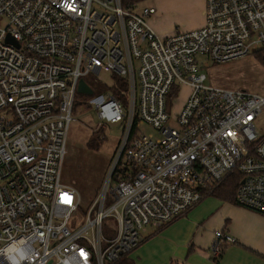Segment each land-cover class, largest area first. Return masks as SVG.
<instances>
[{
  "label": "built area",
  "instance_id": "1",
  "mask_svg": "<svg viewBox=\"0 0 264 264\" xmlns=\"http://www.w3.org/2000/svg\"><path fill=\"white\" fill-rule=\"evenodd\" d=\"M138 5L0 0V264H118L144 226L162 228L234 173V201L264 214V95L206 84L198 61L264 49V0H204L201 26L168 35L149 24L156 8ZM102 71L126 80L125 107L112 96L96 104L123 131L78 222L77 192L61 177L66 132L78 81ZM215 237L217 258L235 239Z\"/></svg>",
  "mask_w": 264,
  "mask_h": 264
},
{
  "label": "rangeland",
  "instance_id": "2",
  "mask_svg": "<svg viewBox=\"0 0 264 264\" xmlns=\"http://www.w3.org/2000/svg\"><path fill=\"white\" fill-rule=\"evenodd\" d=\"M143 4L154 6L159 13H163L165 24L169 27L180 30L185 23L191 24L189 17L191 12H184L179 16L175 14L174 8L168 5L152 4L151 0ZM140 9L138 5L135 11L139 12ZM198 61L201 71L206 74V84L230 89L243 88L264 95V67L253 53L219 63L205 56L199 57ZM84 79L88 83L101 85L95 86V91L91 94L77 92L75 95L72 119L66 132L67 153L61 168L62 182L72 186L77 192L78 209L75 216L78 222L83 218L82 211L89 208L103 185L110 159L117 150L123 131L121 123H105L97 114L96 104L112 93L111 74L103 71L98 74L90 73ZM187 92L188 88L183 86L173 111L179 108ZM125 100L122 102L124 107L127 104V96ZM255 126L260 133L264 132V110L256 118ZM138 131L142 134H152L154 138L159 136L157 131L148 124L139 125ZM89 142L95 146H89ZM103 228L106 230V224ZM150 228H152L151 225L144 226L141 233L145 234ZM136 250L137 248L128 255L135 262L138 260ZM118 264H124V260Z\"/></svg>",
  "mask_w": 264,
  "mask_h": 264
},
{
  "label": "crops",
  "instance_id": "3",
  "mask_svg": "<svg viewBox=\"0 0 264 264\" xmlns=\"http://www.w3.org/2000/svg\"><path fill=\"white\" fill-rule=\"evenodd\" d=\"M151 1L171 6L179 16L191 12V24L185 23L181 30L204 23V0ZM156 11L148 21L157 34L168 35L178 29L166 25L163 13ZM216 232L235 239L233 243L221 241L223 251L218 258L210 249ZM144 235L135 251L137 262L129 258L134 264H264V214L212 194L184 215L160 229L152 227Z\"/></svg>",
  "mask_w": 264,
  "mask_h": 264
},
{
  "label": "trees",
  "instance_id": "4",
  "mask_svg": "<svg viewBox=\"0 0 264 264\" xmlns=\"http://www.w3.org/2000/svg\"><path fill=\"white\" fill-rule=\"evenodd\" d=\"M147 0H121V5L125 8H133L138 4H143ZM255 58L259 61V63L264 67V49H257L253 52ZM113 79V84L111 88V95L115 99L120 100L121 102L126 101L125 98L127 96V83L124 77L117 76L115 74H111ZM88 83V82H87ZM92 91H95V86H99L101 84H91L88 83ZM101 138V137H100ZM89 146H95L93 143L89 142ZM240 175L237 173L232 174L227 177L220 185H218L212 192V195L227 201H234L235 192L237 186L239 185ZM223 251V247L220 251L219 256ZM218 256V257H219ZM217 257V258H218ZM124 264H134L131 260L125 259Z\"/></svg>",
  "mask_w": 264,
  "mask_h": 264
},
{
  "label": "water",
  "instance_id": "5",
  "mask_svg": "<svg viewBox=\"0 0 264 264\" xmlns=\"http://www.w3.org/2000/svg\"><path fill=\"white\" fill-rule=\"evenodd\" d=\"M7 40H10L15 45H18L17 42L15 40L11 39L10 37H7ZM77 92L85 93V94H91L92 93V89L90 88V86L88 85V83L86 82L85 79H80L78 81V85H77Z\"/></svg>",
  "mask_w": 264,
  "mask_h": 264
}]
</instances>
